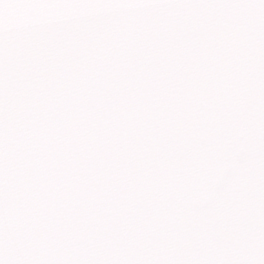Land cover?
<instances>
[{
	"label": "snow or ice",
	"instance_id": "snow-or-ice-1",
	"mask_svg": "<svg viewBox=\"0 0 264 264\" xmlns=\"http://www.w3.org/2000/svg\"><path fill=\"white\" fill-rule=\"evenodd\" d=\"M0 264H264V0H0Z\"/></svg>",
	"mask_w": 264,
	"mask_h": 264
}]
</instances>
